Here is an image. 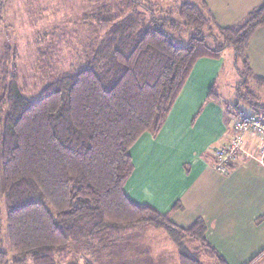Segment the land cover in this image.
<instances>
[{
	"label": "trees",
	"instance_id": "obj_1",
	"mask_svg": "<svg viewBox=\"0 0 264 264\" xmlns=\"http://www.w3.org/2000/svg\"><path fill=\"white\" fill-rule=\"evenodd\" d=\"M2 4L0 0V14ZM147 8V18L105 7L96 12L93 53L84 65L52 78L34 98L19 86L15 47L4 46L0 264H103L101 251L142 224L165 230L177 245L182 236L199 242V250L179 252V264H201L200 255L227 264L204 238L202 220L181 227L169 212L136 203L123 187L134 167L131 147L143 133L159 132L198 58H220L230 48L241 78L234 87L237 102L232 110L236 113L237 103L244 101L264 120L258 115L264 102L249 87L254 82L262 89L264 77L253 73L246 54L250 37L264 25V0L237 25L225 27L204 5L192 1L175 8L157 3ZM206 100L217 102L213 88ZM235 165L231 159L229 170ZM2 203L11 254L1 239ZM259 255L247 264H256Z\"/></svg>",
	"mask_w": 264,
	"mask_h": 264
},
{
	"label": "crops",
	"instance_id": "obj_2",
	"mask_svg": "<svg viewBox=\"0 0 264 264\" xmlns=\"http://www.w3.org/2000/svg\"><path fill=\"white\" fill-rule=\"evenodd\" d=\"M261 1L199 0L194 3L204 5L218 25L225 27L237 25ZM246 54L253 73L264 77V25L250 37ZM223 66V56L215 59L203 56L195 61L159 132L143 133L131 147L134 167L123 188L136 203L152 205L161 213L169 212L170 220L181 227L202 220L204 238L227 264H247L260 254L255 262L259 263L264 260V243L257 249L263 241L259 239L257 227L264 224V212L258 209L255 213L249 212V204L255 198V181L264 182V158L256 149L254 158L236 153L232 158L235 167L222 173L214 168L215 151L210 152V148L214 150L232 137L228 104L219 95L217 102L206 100L210 89H215ZM188 210L194 212V217L185 216ZM149 229H154L151 237H134L137 233L144 235ZM159 235L160 244L171 241L177 247L165 230L142 224L128 233V239L121 240L128 250L120 257L122 263L138 264L147 260L155 264L153 244ZM142 239L147 252L140 253L138 245ZM191 248L190 252L199 250L198 245ZM108 253L107 250L105 259Z\"/></svg>",
	"mask_w": 264,
	"mask_h": 264
},
{
	"label": "rangeland",
	"instance_id": "obj_3",
	"mask_svg": "<svg viewBox=\"0 0 264 264\" xmlns=\"http://www.w3.org/2000/svg\"><path fill=\"white\" fill-rule=\"evenodd\" d=\"M139 1L140 4H136L130 0H3L2 12L0 14V59L2 58V50L5 45L15 47L17 52L19 86L22 88L23 94L26 97L34 98L52 78L64 72H69L70 69L78 65L85 64L89 54L93 50L92 48L97 43L96 34L98 29L96 24L99 18H95V14L104 7L111 9L110 11L114 13H138L141 18H147L149 15L147 7L153 6L154 3L166 9L170 7L175 8L184 1L197 3L199 0ZM92 15L94 16L92 17ZM212 32H216L215 34H217V29L215 28ZM207 40L211 42V38ZM182 41H186L185 35L182 37ZM223 59L224 69L217 78L218 80L214 90L223 102L228 104L226 111L228 112L229 119H232L233 115L236 114L232 110L236 100L234 87L241 78L233 66V55L230 48H226L224 51ZM249 87L259 94V100L263 103L264 88H257L254 82H251ZM237 104L236 107H238V110L241 109L243 112L250 114L254 112L244 101H240ZM258 115L263 116L264 112L258 110ZM263 187L264 182L258 183L255 181V198L249 204V212L255 213L257 209L264 212ZM186 215L194 217V212L188 210ZM1 217L3 248L9 251L7 216L3 203ZM257 229L260 232L259 239L264 241V224L259 225ZM153 230L149 229L144 231V235L137 233L133 236H139L140 239L143 236L151 237ZM160 231L159 233H161ZM126 236L125 238L128 239ZM133 236L130 235V237ZM160 239L161 236L159 235L156 239L158 243L153 244L156 246L153 255L155 257V261H153L155 264H178V254L181 250L188 254L192 250L191 246L199 245L197 240L190 241L187 237L182 236L179 239L180 244H176L177 247L175 248L171 241L160 244L158 241ZM121 240L112 243V248L101 251L99 261L106 260L105 264H123L122 258L128 253V250L123 247L126 245H123V241L121 242ZM263 241L258 243L257 249L264 243ZM149 242L147 241V243ZM119 244L122 247H119ZM138 246L140 253L143 251L147 252L143 245V239L139 242ZM159 246L161 247L158 248ZM164 246L166 248L163 249L162 247ZM107 250L110 254L108 253V257L105 259ZM167 251H172L173 253H167ZM79 252L80 250H76L73 254L75 260L80 255ZM199 259L201 260V264H214L206 255H200ZM260 262L256 264H260ZM261 263H264V260ZM138 264H152V262L142 260L138 261Z\"/></svg>",
	"mask_w": 264,
	"mask_h": 264
},
{
	"label": "built area",
	"instance_id": "obj_4",
	"mask_svg": "<svg viewBox=\"0 0 264 264\" xmlns=\"http://www.w3.org/2000/svg\"><path fill=\"white\" fill-rule=\"evenodd\" d=\"M233 134L229 142L215 148L218 172H227L229 163L236 153L254 158V150L264 158V120L255 114L243 112L241 109L231 119ZM249 145L250 148H247Z\"/></svg>",
	"mask_w": 264,
	"mask_h": 264
}]
</instances>
